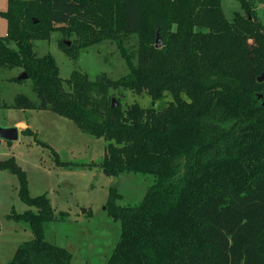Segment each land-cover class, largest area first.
I'll return each mask as SVG.
<instances>
[{"label":"trees","instance_id":"1","mask_svg":"<svg viewBox=\"0 0 264 264\" xmlns=\"http://www.w3.org/2000/svg\"><path fill=\"white\" fill-rule=\"evenodd\" d=\"M7 1L1 12L8 30L0 37V108L9 107L2 100V73L22 70L28 78L11 81L31 80L37 100L19 95L13 108L50 110L107 142L104 159L78 165L110 177L141 173L157 179L135 206L118 204L122 195L110 190L107 210L122 230L107 264H264L260 0H238L245 13L237 12L233 21L222 0ZM54 33L73 60L84 49L115 43L128 74L112 79L103 73L92 81L74 71L64 80L56 58L35 51V41H49ZM120 90L147 93L152 104L124 106L117 99L114 106ZM166 93L172 101L157 109ZM52 151L58 165L77 166ZM0 170L18 176L21 199L35 209L9 216L29 224L34 238L7 264H72L68 249L46 239L45 226L56 219L48 196L30 195L15 157L0 162Z\"/></svg>","mask_w":264,"mask_h":264},{"label":"rangeland","instance_id":"2","mask_svg":"<svg viewBox=\"0 0 264 264\" xmlns=\"http://www.w3.org/2000/svg\"><path fill=\"white\" fill-rule=\"evenodd\" d=\"M224 12L233 21L237 12L245 13L238 0H222ZM8 8L7 0H0V37L8 30L7 20L1 12ZM258 15L264 22V0H260ZM62 36L54 33L49 41H35V51L39 56L53 55L60 67L61 77L70 79L74 71L87 74L95 81L105 73L112 79L128 74V67L120 55L117 45L112 42L97 44L81 51L77 60L71 59L59 46ZM74 37L68 41L73 42ZM15 47V45L13 46ZM129 47L135 52L137 38L132 37ZM22 70H4L1 80L2 100L9 107L0 108V125L11 126L16 120L26 121L33 134L20 133L18 141L8 142L0 138V162L15 157L18 165L26 172L29 193L32 197L47 195L55 210V221L46 224V239L73 254L72 264H107L121 235V224L108 213L107 205L110 190L116 188L122 195L118 204L122 206L139 205L148 189L156 183L150 174L124 173L117 177L106 176L100 168L85 167L82 164L100 162L106 154L107 142L83 133L71 120L50 110H21L13 108L19 95L33 100L37 96L31 80L23 83L11 81L20 77ZM66 89L70 87L66 84ZM120 92L122 94H120ZM114 96L124 106L139 103L150 107L151 97L144 93L138 95L129 90H120ZM166 93L157 102V109L172 101ZM48 144L56 151L61 162L76 163L75 167L57 164ZM19 178L10 171L0 170V264H7L17 249L34 238L29 224L10 219L12 214H23L35 210L28 206L19 195Z\"/></svg>","mask_w":264,"mask_h":264},{"label":"water","instance_id":"3","mask_svg":"<svg viewBox=\"0 0 264 264\" xmlns=\"http://www.w3.org/2000/svg\"><path fill=\"white\" fill-rule=\"evenodd\" d=\"M66 44L71 46V42L70 41H66ZM163 47V41L162 38L160 36V33H157V39H156V48H161ZM28 76L26 73H23L19 79H27ZM264 80V74L259 78V81L262 82ZM114 106H117V102L114 99ZM20 137V131L17 127H3L0 125V138L4 139L8 142H15L18 141Z\"/></svg>","mask_w":264,"mask_h":264},{"label":"crops","instance_id":"4","mask_svg":"<svg viewBox=\"0 0 264 264\" xmlns=\"http://www.w3.org/2000/svg\"><path fill=\"white\" fill-rule=\"evenodd\" d=\"M8 127H17L19 129L20 133H23V131L30 128L29 124L23 120H16L13 124H11V126H8Z\"/></svg>","mask_w":264,"mask_h":264}]
</instances>
